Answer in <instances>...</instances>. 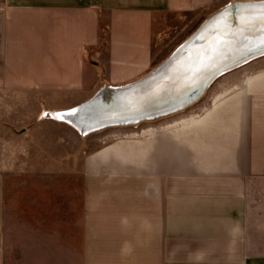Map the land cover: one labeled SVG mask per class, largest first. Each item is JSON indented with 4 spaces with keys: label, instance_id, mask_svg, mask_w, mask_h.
<instances>
[{
    "label": "crops",
    "instance_id": "obj_1",
    "mask_svg": "<svg viewBox=\"0 0 264 264\" xmlns=\"http://www.w3.org/2000/svg\"><path fill=\"white\" fill-rule=\"evenodd\" d=\"M224 4L0 0V91L78 105L168 58L154 53L164 15L205 12L194 33ZM247 90L234 118H208L174 155L160 139L144 147L151 157L141 166L85 164L78 200L14 195L6 204L0 180V264H264V68Z\"/></svg>",
    "mask_w": 264,
    "mask_h": 264
},
{
    "label": "rangeland",
    "instance_id": "obj_2",
    "mask_svg": "<svg viewBox=\"0 0 264 264\" xmlns=\"http://www.w3.org/2000/svg\"><path fill=\"white\" fill-rule=\"evenodd\" d=\"M235 1L262 0H225L223 6ZM203 13L200 10L164 15L160 26L155 25L156 60H165L187 40L200 24ZM1 22L0 11V33ZM261 68H264V55L216 78L198 101L183 110L136 124L103 127L87 134L58 120L53 113L77 107L95 93L78 105L62 108L59 107L62 96L19 92L9 97L0 91L3 199L6 204L14 195H66L78 200L82 195L85 164L89 168L105 167L106 163L141 166L151 157L145 156L144 147L153 146L160 139L164 149L174 155L178 148L184 149L187 132L199 130L208 118H234L232 111L248 93L249 76ZM111 150L118 154L112 156Z\"/></svg>",
    "mask_w": 264,
    "mask_h": 264
},
{
    "label": "bare ground",
    "instance_id": "obj_3",
    "mask_svg": "<svg viewBox=\"0 0 264 264\" xmlns=\"http://www.w3.org/2000/svg\"><path fill=\"white\" fill-rule=\"evenodd\" d=\"M260 11V8L247 7L240 12V18L237 21H235L236 19L234 16L223 18L224 24L221 25L220 31L215 34L206 46H197L194 51L191 50L192 52H190L188 56L185 55L175 60L159 77L145 84L132 95H129V97L126 98L128 100L119 103L118 105H121L120 107L118 105L112 107L113 110L111 111L113 115L105 116L106 114H100L98 111L99 115L91 114L93 113L92 110H95V106L98 105L100 107L103 96L98 98V100L101 101H98L95 105L77 106L67 110L57 111L53 113V115L57 117L58 120L68 123L83 134L97 131L95 128L100 127L97 124L100 120H94V122L90 119L83 120L81 125H79L78 122L74 120V118H78V115L81 116L80 118L85 116V118L92 119L119 118L112 120L114 123L126 120L125 122L116 123L111 126L136 124L145 120L161 117L160 115L158 117L154 116L153 118H145L142 120L137 119L139 115L146 113L147 110L152 108L158 109L169 103L172 104L173 101L175 102L185 94L196 89L201 85V80H203L211 70H215L217 66L223 64V62L231 56L233 57L236 55L244 47L246 48L248 44L264 43V31H261L264 30V26H262L261 20L259 19ZM246 15L250 17L251 23H243V18ZM194 52L195 55L193 56L192 54ZM110 88L115 90V87L110 86ZM123 103L124 105H122ZM105 104L103 102V106H105ZM183 109L185 108L178 109L165 115L163 114L162 116ZM69 110L72 111L69 112ZM132 114L133 117H131Z\"/></svg>",
    "mask_w": 264,
    "mask_h": 264
},
{
    "label": "water",
    "instance_id": "obj_4",
    "mask_svg": "<svg viewBox=\"0 0 264 264\" xmlns=\"http://www.w3.org/2000/svg\"><path fill=\"white\" fill-rule=\"evenodd\" d=\"M262 1H251V2H231L224 6L221 10L216 12L215 14L211 15L209 18H207L201 26L187 39L185 40L181 45H179L175 51L163 62L161 63L156 69H154L151 73H149L144 78L127 84L125 86L115 87L111 89L110 87H106L98 91L91 99H89L87 102L81 104L79 107H82L84 105H90V104H97L98 98L103 96V99L101 101L100 107L97 105L95 106V110L91 113L94 115L100 114H106L105 116L113 115L112 111L114 106H117L119 103H121L129 97V95H132L134 92H136L138 89H141L145 84L149 83L152 80H155L157 77H159L163 72H165L173 62L182 56H188L191 50H195L197 46H206L207 43H209L212 38L215 36L217 32L220 31L221 25H223L224 20L223 18L228 16H234L236 19L235 21L239 20L240 18V12L243 11V9L247 7H242V5L251 4L254 8H260V4ZM223 13H227V15L223 16V18H220ZM235 25V24H234ZM228 27H231L227 25ZM264 31V30H261ZM249 45V46H248ZM246 48L244 47L241 51H239L236 55L233 57L231 56L229 59H227L223 64H220L216 67L215 70H211L203 80H201V85H199L196 89L192 90L188 94H185L182 98L176 100L172 104H164L165 106H162L158 109L152 108L150 110H147L146 113L141 114L137 117V119H145V118H153L162 116L163 114L171 113L173 111H176L178 109L186 108L187 106L195 103L198 101L206 92V90L209 88V86L212 84V82L218 78L219 76L223 75L224 73L233 70L239 66H242L249 61L258 58L260 56L264 55V43H257V44H248ZM195 55V52L192 54ZM192 56V57H193ZM105 100V101H104ZM103 102L105 106H103ZM124 105V103L122 104ZM119 107L121 105H118ZM152 110V111H151ZM72 110H69L71 112ZM98 111V112H97ZM108 112V113H107ZM149 112V113H148ZM73 115V114H71ZM75 115V113H74ZM77 117V116H76ZM78 115V118H74L76 122H78L79 125H81V122L83 120H100L97 122V124L100 127L95 128L100 129L106 126H111L116 123L125 122L126 120H121L116 123H114L112 120L119 119V118H85L83 116ZM133 117V114L131 115ZM125 119V118H124ZM129 121V120H128Z\"/></svg>",
    "mask_w": 264,
    "mask_h": 264
},
{
    "label": "snow or ice",
    "instance_id": "obj_5",
    "mask_svg": "<svg viewBox=\"0 0 264 264\" xmlns=\"http://www.w3.org/2000/svg\"><path fill=\"white\" fill-rule=\"evenodd\" d=\"M253 5L251 4H247V5H242V7H252ZM260 13H259V19L261 20L262 26H264V0H262L261 4H260ZM227 15V13H223L222 16L220 18H223V16ZM243 23L244 24H248L251 23V19L249 16H244L243 18Z\"/></svg>",
    "mask_w": 264,
    "mask_h": 264
},
{
    "label": "trees",
    "instance_id": "obj_6",
    "mask_svg": "<svg viewBox=\"0 0 264 264\" xmlns=\"http://www.w3.org/2000/svg\"><path fill=\"white\" fill-rule=\"evenodd\" d=\"M101 29L103 32H102V43L100 47L105 48L108 46L109 43L110 32L108 27L102 23H101Z\"/></svg>",
    "mask_w": 264,
    "mask_h": 264
}]
</instances>
